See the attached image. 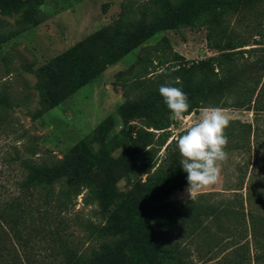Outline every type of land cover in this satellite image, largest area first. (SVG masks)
<instances>
[{
	"label": "rangeland",
	"instance_id": "1",
	"mask_svg": "<svg viewBox=\"0 0 264 264\" xmlns=\"http://www.w3.org/2000/svg\"><path fill=\"white\" fill-rule=\"evenodd\" d=\"M183 6L179 0H171L170 11L166 0H32L8 14L0 10V94L5 90L9 99L8 107L0 104V264H67L69 252L97 245L86 240L88 223L111 225L112 210L126 196L145 208L155 204L141 196L140 185L156 170L170 167L172 154L180 163L176 141L199 122L203 109L183 120L170 114L168 127L159 131L147 128L142 115L120 116L116 111L136 103L142 82L156 80L160 72L220 54L208 47L205 28H189L177 20ZM158 25L166 28L57 106L50 105L42 70L54 57L95 33L103 44L110 39L128 44ZM222 110L230 124L228 160L219 182L191 199L183 171L181 186L164 201L179 205L200 199L226 213L216 223L208 219L206 229L192 241H181L192 252V264H264V259L257 261L264 253V150L252 130V125L264 124V114ZM108 116L112 124L99 132L98 125ZM142 130L154 135V154L145 160L137 151ZM165 138L159 147L157 142ZM81 141L101 156L114 178L119 176L112 200L84 206L79 196L62 211L53 202L41 206L38 192L30 190L29 196L21 190L23 161L63 163L75 157ZM90 180L100 193L102 175L91 173ZM113 240L121 252L127 251V233Z\"/></svg>",
	"mask_w": 264,
	"mask_h": 264
},
{
	"label": "trees",
	"instance_id": "2",
	"mask_svg": "<svg viewBox=\"0 0 264 264\" xmlns=\"http://www.w3.org/2000/svg\"><path fill=\"white\" fill-rule=\"evenodd\" d=\"M28 1L32 0H0V10L8 14ZM179 1L184 6L175 15L177 20L189 28H205L208 47L219 50L220 54L190 65L183 64L175 70L162 71L156 80L150 78L142 82L139 100L119 107L116 112L120 116L142 115L147 128L166 129L171 113L159 93V88L165 85L178 87L187 94L190 109L185 115L208 107L243 109L254 115H263L264 0ZM166 3L170 11L171 0ZM165 28L158 25L128 44L116 39L103 44L100 35L95 33L54 57L42 70L50 87V105L60 104ZM0 104L9 106L5 90L0 94ZM112 121L110 116L105 118L98 125V131L102 132ZM252 130L253 135L260 138V147L264 150V124L252 125ZM121 131L130 136L128 130ZM153 137L151 132L141 131L142 145L137 150L141 160L153 156L154 148L150 147ZM165 141L166 138L157 145L161 147ZM169 165L166 169L156 170L140 185L141 196L154 201L153 206L145 208L132 203L126 196L124 202L112 210L111 225L88 223L86 240L97 245L83 252H69L67 264H138V261L145 264H192V252L181 245V241H192L195 235L206 229L208 219L216 223L226 213L219 207L204 205L200 199L179 205L165 202V197L181 186L184 179L183 167L175 154H172ZM22 167L26 175L20 183L21 190L38 192L43 207H49L53 202L58 210L63 211L74 206L79 196H82L84 206H90L107 198L112 200L116 195L115 179L119 176H112L101 156L94 154L85 141L79 142L75 157L68 161L51 165L23 161ZM91 173L102 175L100 193L90 180ZM56 184H60L57 192ZM217 227L220 228V224ZM124 233L129 236V245L126 252H121L113 238ZM263 259L264 253L257 257L258 262Z\"/></svg>",
	"mask_w": 264,
	"mask_h": 264
},
{
	"label": "clouds",
	"instance_id": "3",
	"mask_svg": "<svg viewBox=\"0 0 264 264\" xmlns=\"http://www.w3.org/2000/svg\"><path fill=\"white\" fill-rule=\"evenodd\" d=\"M159 93L172 117L183 120L190 109L187 94L178 87L165 85L159 88ZM229 124V117L221 108H204L199 122L188 128L176 141L182 157L180 164L187 173V191L191 199L199 191L219 182L221 166L228 160L226 129Z\"/></svg>",
	"mask_w": 264,
	"mask_h": 264
},
{
	"label": "crops",
	"instance_id": "4",
	"mask_svg": "<svg viewBox=\"0 0 264 264\" xmlns=\"http://www.w3.org/2000/svg\"><path fill=\"white\" fill-rule=\"evenodd\" d=\"M117 63H118V62H117ZM117 63H116V64H117ZM114 65H115V64H114ZM114 65H112V66H114ZM112 66H109V67H112Z\"/></svg>",
	"mask_w": 264,
	"mask_h": 264
}]
</instances>
